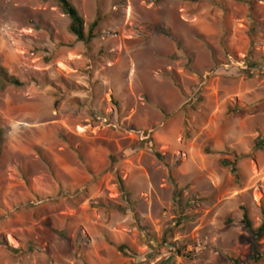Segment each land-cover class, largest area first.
Masks as SVG:
<instances>
[{
    "label": "rangeland",
    "instance_id": "374dc122",
    "mask_svg": "<svg viewBox=\"0 0 264 264\" xmlns=\"http://www.w3.org/2000/svg\"><path fill=\"white\" fill-rule=\"evenodd\" d=\"M70 1L0 0V264H255L264 0Z\"/></svg>",
    "mask_w": 264,
    "mask_h": 264
},
{
    "label": "trees",
    "instance_id": "16d2710c",
    "mask_svg": "<svg viewBox=\"0 0 264 264\" xmlns=\"http://www.w3.org/2000/svg\"><path fill=\"white\" fill-rule=\"evenodd\" d=\"M53 1L57 4L61 12L69 19V33L74 36L78 42L89 44L95 38L94 32L98 26L99 19H96L91 25L88 26L87 31H85L84 21L70 0ZM156 32L167 34V32L161 28H157ZM0 81L5 85L13 86L16 88L22 86V84L18 80L8 76V74L2 67H0ZM2 141V133L0 131V144L2 143ZM256 149L264 150V141L258 142L256 144ZM157 157L160 158V155H157ZM242 211V224L251 235V255L248 261L256 264L262 260V254L260 252V241L264 238V210H262L261 212V224L257 228H253L252 223L248 218L247 212L244 209H242ZM119 250H123V248H119ZM232 263L239 264L236 260H233Z\"/></svg>",
    "mask_w": 264,
    "mask_h": 264
}]
</instances>
